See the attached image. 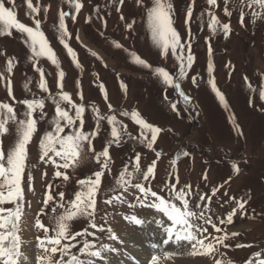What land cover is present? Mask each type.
I'll return each mask as SVG.
<instances>
[{
  "label": "rangeland",
  "instance_id": "rangeland-1",
  "mask_svg": "<svg viewBox=\"0 0 264 264\" xmlns=\"http://www.w3.org/2000/svg\"><path fill=\"white\" fill-rule=\"evenodd\" d=\"M2 2L6 7H12L8 0ZM32 2L34 5L37 2L40 4L41 11L37 18L42 20V30L60 62L58 70L46 58L39 61V66L44 69L50 93L55 94L58 91L57 72L62 70L65 73L62 80L63 90L71 95L74 102L86 106L85 130L95 128L89 107L93 103L104 114H109L108 104H111L118 119L127 124L134 135L138 133V126L129 118L120 116L121 110L134 109L148 122L164 130L158 135L151 150L132 141L110 146L109 168L102 176L93 217H75L68 222L72 235L77 232L88 233L76 237L75 240L61 241L76 245L70 249V253L76 255L83 264H88V261L99 264L97 259L105 260L104 252L112 245V237L118 238L134 229L135 224L128 221L127 217L135 216L142 221L151 218L164 220L162 213L149 206L155 202L154 198L149 197L147 204L141 202L142 194L134 187L137 183L150 187L164 197H167V192L161 189L166 183H176L177 190L188 185L193 193L189 198V207L198 215L201 211L196 207L200 202L199 195L207 194L204 204L208 205L210 211L205 214L224 231L217 233L211 225H205L206 235L227 234L228 238L224 241L227 247L216 245L219 251L210 254L192 253L185 264H216L217 260L221 264H248L256 259L255 253H264V101L259 97V91L264 87V22L253 23L251 10L245 9V19L241 26L239 11L231 5L229 9L232 15L224 14V0H217L215 7L209 6L206 0H195L193 15L186 25L187 6L193 0H171L174 7V27L180 33L182 42H191L194 56L188 76L180 81L181 89L191 101L185 106L174 89L168 88L165 92L166 86L158 77L152 75L151 70L132 63L129 53L134 51L153 67H164L173 75L179 66L171 52L166 57L160 56V50L152 44L147 30L145 10L136 5L135 0H125L121 13L106 7L108 0H81L83 7L79 13H75L66 0ZM14 3L16 7L13 10L17 13L18 21L34 27L32 18L27 15L26 0H14ZM44 7L49 9L47 14L43 11ZM61 10L69 11L77 17L75 21L70 16L67 17L66 26L71 33L67 43L77 54V61L81 65L79 69L72 63L66 49L58 40L55 27ZM97 10L103 20L97 18ZM208 11H212L221 23L230 24L231 32L227 38L222 33L213 35L209 32ZM121 14L125 17L124 20L120 19ZM126 23H132L133 28L127 29ZM112 41L119 43L121 47L116 48ZM209 44L213 50L212 77L225 96L227 109L219 103L211 91V86L207 84ZM92 52L97 55L92 56ZM28 54L20 34L15 30L10 37H0V71H5L7 76L6 61L14 58L17 62L10 77L15 100L8 96L5 84L0 82V102L13 104L20 116L24 107L17 101L43 96L46 101L45 111L50 119L54 115V105L47 100L48 94L39 90V73L33 70L26 59ZM192 76H200L201 79L193 83ZM246 77L251 82V88L248 87ZM29 78L32 81L31 92L23 87ZM121 82L126 84V92L121 90ZM100 84L104 85L107 101L99 91ZM165 95L168 100H165ZM169 101L177 103V112L171 110ZM48 129L47 120L38 124V133L29 145L26 169L22 176L24 202L18 222V235L21 239V250L29 257L31 264H36V256L40 254L36 247L37 237L44 236L43 229L36 227V219H40L50 229L49 234L53 235L51 228L55 226L54 217L64 211V208L57 207L58 193L65 192V202L71 200L80 188L78 181L94 178V172L100 170V165L90 154L75 168L60 169L69 175L67 182L62 178H55V167L39 159V138ZM15 137V126H11L9 133L0 137L3 141L0 147L5 153L14 144ZM109 139L110 126L106 121H101L100 133L93 141L94 149L101 151ZM156 148L161 153L159 158L156 156ZM184 151H188L190 155L183 156ZM137 152L141 156V171L133 176L126 188H122L116 184V180L126 165L132 171L129 162L133 161ZM178 153L180 157L173 166L171 160L176 159ZM154 160L156 167L153 176L149 181H144L143 172ZM232 163L237 164L238 172L232 170ZM213 188L218 189L215 196H212ZM46 194L55 196L54 201H50L47 207L44 205ZM207 197H211L210 203ZM109 200L111 203L107 202ZM237 200L247 201L245 209L234 215L232 223L221 225L220 219H226L227 213L236 207ZM176 203L178 207H183L179 201ZM3 207L14 205L6 203ZM54 207L57 208L55 213L52 211ZM192 222L203 224L198 219H193ZM169 223L165 221V226ZM159 230L165 233L162 226ZM232 233L237 235L232 236ZM165 237L167 239L166 233ZM84 241L91 247L81 253L80 248ZM105 245L108 246L106 249ZM92 251H101V254L99 257H92L89 255ZM181 257L184 255H175L172 258ZM54 258L60 260L59 253L54 254ZM64 259L67 260V257ZM121 262L120 258L119 264Z\"/></svg>",
  "mask_w": 264,
  "mask_h": 264
},
{
  "label": "snow or ice",
  "instance_id": "snow-or-ice-1",
  "mask_svg": "<svg viewBox=\"0 0 264 264\" xmlns=\"http://www.w3.org/2000/svg\"><path fill=\"white\" fill-rule=\"evenodd\" d=\"M68 6L74 9L75 13H79L83 7L81 0H66ZM189 3L187 6V18L185 24L187 25L189 19L193 15V4ZM209 6L215 7L217 0H206ZM8 3L12 4V7H6L5 3L0 0V37L12 36L13 30L20 34V38L23 44L27 47L29 54L26 59L31 63L33 70L39 73L38 88L42 93L48 94L47 100L54 105V115L48 119V113L45 111V97L40 96L30 99H22L17 101L18 104L24 107L22 115L18 116L17 109L8 102H0V137L9 133L10 127L15 126V141L9 150L5 153L2 147H0V264H31L29 257L21 250V239L18 235V222L20 220L21 211L24 202V193L22 189V176L25 173L26 161L29 155V145L33 141L34 135L38 133V124L42 121H46L49 124V129L44 131L39 138L38 148L40 152L39 159L47 163L52 164L56 171L54 173L55 178H62L63 181L69 180V175L61 171L60 169L67 170L69 168H75L82 160L87 159L91 154L92 158L100 165V170L94 172V178L89 177L87 179H80L78 184L79 190L74 193V198L65 202V192L60 191L58 193L59 201H57V207L64 208V211L54 217L55 226L51 228L53 235H50V229L45 227L40 219H36V227L43 229V238L37 237L36 247L39 249L40 254L36 256V264H83V262L76 256L70 253V249L76 245L71 243H61L62 240H75L76 237L81 235H88L87 232H77L72 235L69 232V221H73L75 217H93L96 197L98 190L102 184V176L106 169L109 168L110 154L109 148L111 145H121L132 141L139 143L147 149H153V145L157 141L158 135L164 130L150 122H148L138 111L136 110H121L119 115L129 118L135 125L138 126V133L134 135L129 131L128 125L122 120L118 119L111 104H108L109 114L101 113L95 103L91 104L93 119L95 128L93 130H85V111L86 106L83 103H76L73 101L71 95L63 90L62 80L65 73L61 70L57 72L56 88L58 91L55 94L50 93L49 85L45 79L44 69L39 66L41 58H46L51 62L58 70L60 69V62L56 57V53L49 44L46 38L45 32L42 30V20L37 18L40 14L41 7L39 2L35 5L32 0H26L27 15L32 18L34 27L28 26L25 23L18 21L17 13L13 10L16 5L14 0H8ZM136 5L144 8L146 13V26L151 37L152 44L159 49L161 57H166L169 52L175 57L178 62V71L175 75L171 74L164 67H153L145 59L141 58L136 52H130L132 63L141 66L144 69H149L152 75L158 77L163 85H165V92L168 88H172L178 94L185 106L190 104V97L185 94L181 89L180 81L184 80L188 76L189 69L193 66L194 56L191 51L192 45L190 41L182 42L180 33L174 27V7L171 0H150V6H148V0H135ZM125 4V0H108L106 7L114 9L116 13H121L122 6ZM239 11L240 24L243 26L245 19V9L251 10V20L253 23L260 21L264 22V0H224V14L231 16L232 11L229 6ZM45 14L48 13V7H44ZM97 18L103 20L100 16L99 10H97ZM71 17L73 21L76 20V15L69 11H59L58 24L55 30L58 34V40L63 48L66 49L67 55L71 58L72 63L77 69L81 67L77 61V54L67 43V39L70 38L71 33L66 26V18ZM207 29L213 35L223 34L227 38L231 32L229 23H221L217 16L212 12H207ZM120 19L124 20L123 14L120 15ZM127 29H132V23H126ZM208 38H206L207 42ZM116 48H120L121 45L115 41H112ZM187 47V53L185 54V48ZM127 52L128 50L125 49ZM212 47L209 44L208 47V63L207 84L211 86V91L215 94V97L225 109L228 108V104L225 101V96L217 88L213 73L212 62ZM92 56H96L95 52L91 53ZM98 58V57H97ZM14 58H9L6 61L5 71H0V82L5 84L7 94L13 100V87L10 79L13 69L16 66ZM192 82L196 83L198 77L192 76ZM248 87L251 88V82L246 77ZM31 78L24 83L23 87L31 92ZM79 81H77V88H79ZM120 88L124 92L127 91L126 84L120 83ZM255 91V89H252ZM99 91L104 95L105 101H107V93L103 84L99 85ZM259 97L264 101V87H261L259 91ZM165 100H168L165 95ZM82 99V96H81ZM171 110L177 112V103L169 101ZM251 103V101H250ZM64 105H67L65 107ZM101 121H106L110 126V139L107 140L105 146L101 151H96L93 146V141L100 133ZM67 130V131H66ZM238 134L239 133L238 131ZM3 141L0 140V145ZM190 153L188 151L183 152V156L187 157ZM157 158L161 156L159 151L156 152ZM180 154H177L176 159L171 160V164L175 166ZM140 153L137 152L133 161L129 163L132 165V171L128 170L126 165L124 170L119 173V179L116 180V184L122 188L130 183L131 179L136 173H140ZM156 167V161L154 160L149 165L146 171L143 172L144 181H149L153 176L154 168ZM231 168L233 171L238 172L239 167L236 163H232ZM178 183V177H177ZM136 189L142 194V203H149V197L154 198V203L149 206L154 207L170 222L168 226H165L163 219L157 220L158 224L164 228L167 235L165 244L185 242L191 246L193 253L203 252L204 254H210L218 252L219 249L216 245H223L224 241L228 238L227 234L210 236L206 235L207 227L205 225H211L217 233L223 232V228L218 227L212 222L209 215L206 212L210 211L208 205L204 204L207 194L199 195V203L196 207L201 209L199 215L197 212L192 211L189 207V198L193 193L188 185L177 190L176 183H166L161 191L167 192V197L161 196L150 187H145L141 183L134 185ZM187 189V190H186ZM218 189H212V196H215ZM118 199L119 197H115ZM55 196L53 194H46L44 199V205L47 207L50 201H54ZM209 203L211 197H207ZM233 199H235L233 197ZM176 201H179L183 206L178 207ZM111 203V200L107 201ZM11 203L14 207L5 208L3 205ZM65 203L67 207H65ZM246 200L236 201V207L231 212L227 213L226 219H220V224H230L233 222L234 215L245 209ZM53 213L57 211V208L52 209ZM193 219L203 221V224L193 223ZM127 220L133 224H141L142 220L135 216L127 217ZM93 227L95 225L93 224ZM237 235L232 233V236ZM116 239V237H112ZM91 245L87 241H84L83 247L80 248L81 253L86 252ZM108 246L105 245L104 249ZM104 249H101L104 250ZM101 251H92L89 253L92 257H99ZM59 253L60 260L54 258V254ZM171 255L165 253V256ZM264 253L257 252L254 254L256 259L248 262V264H264ZM67 257V260L64 258ZM158 256L154 255L151 258V264H158ZM88 264H92V261H88ZM216 264H221L219 260Z\"/></svg>",
  "mask_w": 264,
  "mask_h": 264
},
{
  "label": "bare ground",
  "instance_id": "bare-ground-1",
  "mask_svg": "<svg viewBox=\"0 0 264 264\" xmlns=\"http://www.w3.org/2000/svg\"><path fill=\"white\" fill-rule=\"evenodd\" d=\"M164 220L167 221V218L165 217ZM156 221V219L142 221L139 225L135 224L134 229L126 235L114 239L110 248L104 252L105 260H99V258L98 263L116 264L117 262L119 264L121 258V264H151V258L156 253L159 258L158 264H185L193 253L190 245L185 242H173L166 245L165 233L159 230L161 225ZM145 227L148 228L145 229ZM132 243L133 246H131ZM161 249L163 252L159 254ZM165 253L171 255L166 257ZM175 255H184V257L172 258Z\"/></svg>",
  "mask_w": 264,
  "mask_h": 264
},
{
  "label": "water",
  "instance_id": "water-1",
  "mask_svg": "<svg viewBox=\"0 0 264 264\" xmlns=\"http://www.w3.org/2000/svg\"><path fill=\"white\" fill-rule=\"evenodd\" d=\"M197 80H200V77H198V79ZM155 151H159L160 152V150H158V149H156Z\"/></svg>",
  "mask_w": 264,
  "mask_h": 264
}]
</instances>
